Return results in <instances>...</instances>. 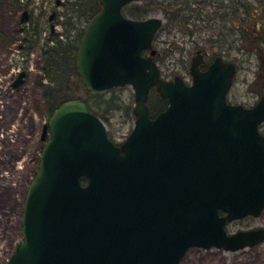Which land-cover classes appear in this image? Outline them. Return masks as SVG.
<instances>
[{
	"label": "water",
	"instance_id": "95a60500",
	"mask_svg": "<svg viewBox=\"0 0 264 264\" xmlns=\"http://www.w3.org/2000/svg\"><path fill=\"white\" fill-rule=\"evenodd\" d=\"M132 1L98 0L76 70L91 95L131 85L134 126L118 147L83 101L55 109L6 264H179L191 248L235 252L264 241L262 228L225 230L264 209V98L250 109L228 105L235 66L219 58L203 73L194 59L190 86L161 80L151 43L162 22L124 18ZM151 87L168 101L153 119Z\"/></svg>",
	"mask_w": 264,
	"mask_h": 264
},
{
	"label": "rangeland",
	"instance_id": "374dc122",
	"mask_svg": "<svg viewBox=\"0 0 264 264\" xmlns=\"http://www.w3.org/2000/svg\"><path fill=\"white\" fill-rule=\"evenodd\" d=\"M235 1L242 6L248 5V11L240 10L236 15L232 14V26L227 11L216 12V16L209 15L213 9L210 2L201 12L206 19L204 24L186 20L191 26L187 29L164 21L154 48L161 54L157 65L165 78L171 74V68L175 70L182 63L185 66L199 47L218 52L225 60L232 61L236 68L227 99H232L234 105L251 108L259 98L264 97V12L261 15L253 13L256 5L253 2L252 6L250 0ZM11 2L0 0V264H6L14 246L21 240L23 201L38 170L43 147L41 130L48 119L47 83L43 80L47 49L55 46L54 39L63 42L64 48L72 46L78 30L85 26V20L78 23L80 18L71 15V11L65 13V6L57 7L55 0H34L30 4L35 26L20 33L22 26L16 23L20 15L16 14L17 8L12 7ZM61 3L70 6L74 0H61ZM224 5H227V0ZM150 10L146 17L162 18L163 10ZM52 11L63 15L59 22H63L64 13L66 17L71 16L75 31L72 29L70 38L62 34L60 25L55 26V33H50V25L54 22H48L47 18ZM211 13L213 15L214 11ZM221 15L226 16L220 18ZM253 21L261 23L258 32L250 27ZM21 70L26 71L27 77L22 85L13 90L11 81ZM76 94L86 98L91 107L95 105L94 99ZM151 94L152 91L148 105ZM97 99L102 103L110 99L117 102L118 108L104 115L102 122L108 137L115 144H121L135 121L132 115L133 89L130 86L116 88ZM260 131L264 133V124ZM259 227L264 228V210L256 219L246 218L227 224L226 231L233 234L238 230ZM179 264H264V242L236 252L214 248L206 251L190 249Z\"/></svg>",
	"mask_w": 264,
	"mask_h": 264
},
{
	"label": "trees",
	"instance_id": "16d2710c",
	"mask_svg": "<svg viewBox=\"0 0 264 264\" xmlns=\"http://www.w3.org/2000/svg\"><path fill=\"white\" fill-rule=\"evenodd\" d=\"M168 1L169 0H139L138 4L134 3L128 7H125L123 9V14L128 18L140 20L146 17V15H149V13L151 12L150 9H160L163 10V14L165 15H169L172 12V14L169 15V23H172L173 21L178 19V22L181 26L190 29L191 26L185 21L189 20L191 23L192 18L188 15L194 13L195 11L197 12V10H189L185 8L190 7L189 3L191 2V0H183L179 4L175 1ZM224 1L225 0H218V3H222L221 11H227L234 15H236V13L240 10L248 11V5L242 6L235 0H227V5H224ZM250 2L252 6H254V3L256 5L254 6L255 8H253V13H256V15H261V13L264 12L263 0H250ZM181 7L183 13L181 14L180 12L179 15L178 9H181ZM216 8L219 7L214 6V9ZM68 10L72 12L71 15L73 14L74 17L78 16V18H80L78 20V23H80L82 20H85L83 22H85L86 24L99 11V6L97 4V0H74V3L68 8ZM184 14L186 15V17L183 16ZM259 24L261 25V23L253 21L250 27L254 31L258 32L260 28ZM67 26L68 27H63V29H65L64 35L67 37L69 36L70 38L69 33L72 30L69 27H71L72 24H67ZM81 34L82 28L78 30V33L75 36L74 43L72 44V46L69 45V48H64L63 42L59 41L58 39H54L55 46L53 48L47 49V57L44 58V60L46 61V71L43 73V77L47 83L45 89L47 94L46 98H48V117H50L55 108H57L63 102L71 99H83L92 114L102 120L104 118V115H106L110 110H115V108H118L117 102H113V100L111 99L109 101H105L104 103L100 102L97 98H100L102 94L97 96L88 95L86 90L80 83L76 73L75 56ZM30 40L33 41V39ZM76 93L84 94V96L94 99L96 101L95 105L91 107L86 102V98H82V96L80 97ZM166 106L167 101L162 99L155 92H152L151 101L149 103L151 117L163 111Z\"/></svg>",
	"mask_w": 264,
	"mask_h": 264
},
{
	"label": "flooded vegetation",
	"instance_id": "af4514ba",
	"mask_svg": "<svg viewBox=\"0 0 264 264\" xmlns=\"http://www.w3.org/2000/svg\"><path fill=\"white\" fill-rule=\"evenodd\" d=\"M11 1H12L11 2V6L17 8L16 9V14L19 13V15H20V17L18 19V22H16L20 26H22L21 29L19 30L20 33H25V30L29 29L30 27L31 28H34L35 24L33 23V11H32V6L30 4L31 1H34V0H11ZM65 1L68 2L70 0H65ZM172 1L173 2L175 1V2H177L179 4L183 0H169L168 2H172ZM166 3H167V1H166ZM209 3L211 4V6L213 5L212 11H214L213 15L211 13L212 11L210 12L209 15L210 16H216V12L221 11V7H222V3L221 2L218 3V0H191V2L189 3L190 7H185L187 9H189V10H197V12L195 11L194 13H191L190 15H188V16H190L192 18V22L193 23H195V22H201V23L204 24V22H206V19H205L204 15L201 14V12H203V9H205L207 6H209L208 5ZM55 4L57 5V7H60V5L61 6H65L64 7L65 8V13L67 11H69L68 8L72 5V4L70 6L64 5V3L63 4L61 3V0H55ZM214 6L215 7H219V8L214 9ZM178 11H179V15H180V12L182 14L183 13L182 7H181V9L179 8ZM65 13H64V20H63V22H59V20H62L61 17H63V15H61L60 12L52 11L49 14V16L47 18V21L48 22H51V21L54 22V25L53 24L50 25V33H55L54 32L55 26L60 25V26H63V27H68L67 24H69V25L72 24V26L69 27V28L71 30L73 29L75 31V26L73 24V21H71V19H72L71 16L69 15V16L66 17ZM170 14H172V12ZM169 15L163 14V16H162L163 21H165L166 23L169 21ZM183 16L186 17L185 14ZM225 16L226 15H224V16L221 15L220 18H224ZM229 19H230V25L232 26V24H231L232 23V14L231 13L229 15ZM178 21L179 20L176 19L172 23L179 24ZM207 22H208V19H207ZM231 29H232V27H231ZM70 33H69V35L71 36ZM143 55L144 56H147L146 53H143ZM160 55H161L160 53L157 54L158 57ZM195 57L199 58V60H200V64L198 66V70L200 72H202V73L207 71V69L209 68V66L213 63V61L216 58H220V59H222V61L229 62V63L232 64V61L225 60V58L223 56H221L218 52H213V51L211 52V51H209V48H201V47H199L197 50H195L193 52L192 57L190 58L189 62L185 66H183V63H182V64H179L180 67L177 68V69H175V70L173 68H171V70H170L171 74L169 76H167L165 79L167 81H173L175 78L178 77V78H180L182 80V82L186 86H189L191 84V82H192V76L190 74V66H191L192 60ZM21 71H24L26 73L25 70H21ZM26 77H27V74L25 75V77L23 79V82L25 81V78ZM16 78H17V75L11 81V85H10L11 87H12V84L14 83V81L16 80ZM231 88H232V86H231ZM15 89L16 88H14V90ZM226 102L228 104L232 105V99L228 100L227 99V96H226Z\"/></svg>",
	"mask_w": 264,
	"mask_h": 264
}]
</instances>
